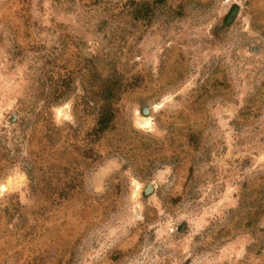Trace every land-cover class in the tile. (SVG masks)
<instances>
[{"label": "rangeland", "instance_id": "374dc122", "mask_svg": "<svg viewBox=\"0 0 264 264\" xmlns=\"http://www.w3.org/2000/svg\"><path fill=\"white\" fill-rule=\"evenodd\" d=\"M0 264H264V0H0Z\"/></svg>", "mask_w": 264, "mask_h": 264}, {"label": "trees", "instance_id": "16d2710c", "mask_svg": "<svg viewBox=\"0 0 264 264\" xmlns=\"http://www.w3.org/2000/svg\"><path fill=\"white\" fill-rule=\"evenodd\" d=\"M107 113H108V111L101 114V116H104L105 118H107ZM103 121H104V119L102 120L101 124L103 123ZM45 131H46L45 133L50 132L49 127H47V130H45ZM52 133L54 136H57V135L59 136V130H56L55 128L53 129ZM38 149H37V151L33 150L31 153V155L34 157V159L32 160V163L34 165V170H37L38 172L43 173L44 172V166H43L44 160L42 158H40L39 155H40V153L46 151V149L43 146H38ZM49 168H52V166Z\"/></svg>", "mask_w": 264, "mask_h": 264}]
</instances>
